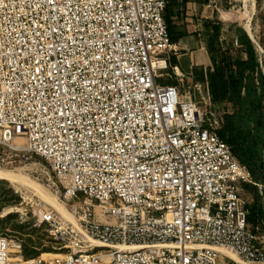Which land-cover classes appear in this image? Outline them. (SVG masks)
Masks as SVG:
<instances>
[{
	"label": "built area",
	"instance_id": "built-area-1",
	"mask_svg": "<svg viewBox=\"0 0 264 264\" xmlns=\"http://www.w3.org/2000/svg\"><path fill=\"white\" fill-rule=\"evenodd\" d=\"M167 5L0 0V164L41 156L83 198L73 221L34 207L59 252L0 235V264H239L220 247L264 261L239 187L261 184L220 136L228 104L171 64Z\"/></svg>",
	"mask_w": 264,
	"mask_h": 264
},
{
	"label": "rangeland",
	"instance_id": "rangeland-1",
	"mask_svg": "<svg viewBox=\"0 0 264 264\" xmlns=\"http://www.w3.org/2000/svg\"><path fill=\"white\" fill-rule=\"evenodd\" d=\"M213 4L216 8L213 20L216 23H211L210 26H207L202 34L203 40L206 41V49L196 52L189 59L187 56H180L188 51L181 49L184 47L183 44H178V55L172 57L171 64L179 65L185 72L193 71L190 67V60L192 63L200 62V65L194 66V70L202 68L204 64L201 62H207L208 66L211 65L213 60L208 50L210 42L214 43L216 48L220 46L224 49L230 48L233 54H237L240 46L234 42L240 34V28H244L251 15L252 30L255 36L254 43L258 50L259 59L264 61V0H255L254 11L252 3H247L246 0H214ZM214 26L221 28L217 35L214 31ZM200 49V47H196L191 48L190 51ZM162 73H165V71H162ZM161 81L174 82L175 79L165 75L161 78ZM1 153L2 150L0 149ZM16 159L14 164H0V169L22 171L28 174L40 185H43L42 187L46 192L49 189V194L57 195L71 212L83 199L80 197L67 200L63 196V185L56 174L51 171L49 163L43 157L20 153L16 156ZM260 184L258 186L250 182L239 183L242 197L246 200L249 208L257 207L259 204L264 203V183ZM31 190L27 187L18 188L13 183L0 179V235L21 241L25 257L38 256L44 252L53 254L59 252L58 247L61 244L53 238L46 225H41L37 222V218L33 214L37 203L42 202L51 208L54 207L47 204L38 195H34L35 192ZM252 224H260L264 231V218L262 216L258 215L256 222ZM260 263L264 264V261Z\"/></svg>",
	"mask_w": 264,
	"mask_h": 264
},
{
	"label": "trees",
	"instance_id": "trees-1",
	"mask_svg": "<svg viewBox=\"0 0 264 264\" xmlns=\"http://www.w3.org/2000/svg\"><path fill=\"white\" fill-rule=\"evenodd\" d=\"M175 7L176 2L168 0L165 17L171 40L178 43L186 33L178 29L179 13ZM220 29L214 26L216 35ZM239 31L237 54L230 48H216L210 42L212 64L196 68L194 73L197 79L208 83L214 104H228L220 136L247 166L253 179L264 183V61L259 59L257 47L247 31L243 27ZM247 207L250 223H255L258 215L264 218V203Z\"/></svg>",
	"mask_w": 264,
	"mask_h": 264
},
{
	"label": "crops",
	"instance_id": "crops-1",
	"mask_svg": "<svg viewBox=\"0 0 264 264\" xmlns=\"http://www.w3.org/2000/svg\"><path fill=\"white\" fill-rule=\"evenodd\" d=\"M176 2V11L179 13L177 17L178 29L185 32L186 35L178 42L180 45H184L181 49H186L188 52L181 54L180 56H187L190 59L191 55H194L198 51L206 49L202 34L206 30L207 26L211 23L215 24L214 17L216 14V8L213 4L214 0H187L186 4L184 0H173ZM201 48L197 51H190L191 48ZM200 62H191L190 67L194 71L195 65H200ZM208 66L207 62H201ZM179 66V65H178ZM180 67V66H179ZM180 67V71H181ZM183 71V70H182ZM185 72V71H184Z\"/></svg>",
	"mask_w": 264,
	"mask_h": 264
},
{
	"label": "bare ground",
	"instance_id": "bare-ground-1",
	"mask_svg": "<svg viewBox=\"0 0 264 264\" xmlns=\"http://www.w3.org/2000/svg\"><path fill=\"white\" fill-rule=\"evenodd\" d=\"M247 3H252L253 11L255 9V0H246ZM249 7V6H248ZM252 14V12H251ZM225 15H227L225 13ZM252 16V15H251ZM251 16L247 23H245L244 28L252 35V38L254 39V33L252 30V24H251ZM256 40V39H255ZM0 179L7 180L14 185L19 187H27L32 189L31 191H34V195H38L43 201H45L47 204L53 206L60 214H62L65 218L68 220H75L73 217V213L66 208L64 202L57 196L53 195L52 193H48L43 189V185H40L35 179H33L28 174L23 173L22 171H12V170H4L0 169ZM50 191V190H49ZM56 194V193H55ZM94 245L97 247H105L108 246L103 242H100L98 240H94ZM139 247H134V249H138ZM219 250L226 256L236 260L239 264H262L260 262H250L246 261L242 258H240L233 250L220 247ZM53 253L44 252L43 256H49Z\"/></svg>",
	"mask_w": 264,
	"mask_h": 264
},
{
	"label": "water",
	"instance_id": "water-1",
	"mask_svg": "<svg viewBox=\"0 0 264 264\" xmlns=\"http://www.w3.org/2000/svg\"><path fill=\"white\" fill-rule=\"evenodd\" d=\"M245 29V28H244ZM246 30V29H245ZM247 31V30H246ZM248 33V31H247ZM249 34V33H248ZM250 38L252 39V41L254 42V39L252 38V36L249 34Z\"/></svg>",
	"mask_w": 264,
	"mask_h": 264
}]
</instances>
